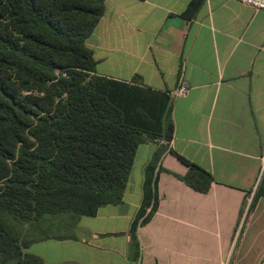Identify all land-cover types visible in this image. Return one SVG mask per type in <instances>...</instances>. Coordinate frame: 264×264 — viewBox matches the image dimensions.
Returning a JSON list of instances; mask_svg holds the SVG:
<instances>
[{
  "label": "crops",
  "instance_id": "0c3cea01",
  "mask_svg": "<svg viewBox=\"0 0 264 264\" xmlns=\"http://www.w3.org/2000/svg\"><path fill=\"white\" fill-rule=\"evenodd\" d=\"M85 45L96 76L170 101L158 206L133 244L156 151L145 143L120 203L46 219L50 238L25 253L36 264H264V11L237 0H105ZM170 149L211 175L206 193L176 177L187 166Z\"/></svg>",
  "mask_w": 264,
  "mask_h": 264
},
{
  "label": "trees",
  "instance_id": "16d2710c",
  "mask_svg": "<svg viewBox=\"0 0 264 264\" xmlns=\"http://www.w3.org/2000/svg\"><path fill=\"white\" fill-rule=\"evenodd\" d=\"M105 0H0V264H36L25 253L62 214L94 216L121 202L140 145L156 151L145 168L142 204L130 228L158 206L161 156L172 137L168 97L94 74L85 41ZM163 141L165 145L159 143ZM177 176L206 193L209 173Z\"/></svg>",
  "mask_w": 264,
  "mask_h": 264
},
{
  "label": "built area",
  "instance_id": "2783aa9c",
  "mask_svg": "<svg viewBox=\"0 0 264 264\" xmlns=\"http://www.w3.org/2000/svg\"><path fill=\"white\" fill-rule=\"evenodd\" d=\"M237 1L240 2L241 4L251 7L253 10L264 11V0H237ZM185 91L186 89L184 87H180L175 92H173V94L183 95ZM262 162H263V167H262L260 175H262V172L264 170V156L262 158Z\"/></svg>",
  "mask_w": 264,
  "mask_h": 264
}]
</instances>
